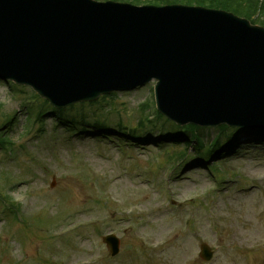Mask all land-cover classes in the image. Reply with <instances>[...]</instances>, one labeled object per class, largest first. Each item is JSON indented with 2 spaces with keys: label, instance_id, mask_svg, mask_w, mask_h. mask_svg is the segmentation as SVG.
I'll return each instance as SVG.
<instances>
[{
  "label": "rangeland",
  "instance_id": "374dc122",
  "mask_svg": "<svg viewBox=\"0 0 264 264\" xmlns=\"http://www.w3.org/2000/svg\"><path fill=\"white\" fill-rule=\"evenodd\" d=\"M151 91L152 86L119 92L116 102L107 101L115 104L112 107L87 106L89 120L96 118L92 112H103L116 124L120 112L125 125L135 126L142 117L139 104ZM22 100L0 81V124L5 114L18 115L7 130L17 145H6L0 153V264H12L10 247L19 252L14 264L17 260L21 264H69L92 256L100 264H113L100 238L114 232L121 240V252L130 255L132 251L135 264H205L200 257L203 242L218 248L213 264H264V149L244 143L228 154L220 164L219 170L226 171L221 185L211 178L217 177L215 171L196 163L179 168L181 174H174L172 180L166 174L172 207L165 209L159 198V190L164 189L162 173L173 163L168 155L181 146L164 155L151 139L139 144L143 148L132 146L120 153L116 135L110 137L113 142L74 136L55 122L52 113L42 125L44 131L35 126L28 135ZM215 135L216 130L203 132V137ZM155 155H162L163 169L158 168ZM17 175L28 182L10 194L24 205V211L1 186ZM110 195L122 206L113 203ZM133 203L138 206L137 217H123L122 209ZM190 205L194 206L193 219L187 215ZM2 210L10 215L4 217ZM59 228L60 236H55L52 230ZM145 237L150 244L152 239L165 240L167 246L152 247L143 257L137 256ZM123 260L121 264H133L129 257Z\"/></svg>",
  "mask_w": 264,
  "mask_h": 264
},
{
  "label": "water",
  "instance_id": "95a60500",
  "mask_svg": "<svg viewBox=\"0 0 264 264\" xmlns=\"http://www.w3.org/2000/svg\"><path fill=\"white\" fill-rule=\"evenodd\" d=\"M100 6L108 5L69 0L63 13L49 0H0V76L30 84L56 104L69 103L64 96L72 89L94 86L98 94L122 87L126 78L111 54L123 23L104 21L108 12ZM154 12L151 29L137 34L160 46L164 71L147 80L158 78L159 90L173 77L170 71L181 68L184 79L171 81L172 89L186 101L200 98L186 110L203 123L264 116V28L205 9ZM227 37L235 38L236 51Z\"/></svg>",
  "mask_w": 264,
  "mask_h": 264
},
{
  "label": "trees",
  "instance_id": "16d2710c",
  "mask_svg": "<svg viewBox=\"0 0 264 264\" xmlns=\"http://www.w3.org/2000/svg\"><path fill=\"white\" fill-rule=\"evenodd\" d=\"M182 2V3H188V4H193V3H207L211 7H220L222 5L225 8H232L233 10L236 11H243V12H249L251 10H255V5L253 3H250L248 0H161V2L157 3H170V2ZM250 3V4H249ZM247 4H249L247 6Z\"/></svg>",
  "mask_w": 264,
  "mask_h": 264
},
{
  "label": "bare ground",
  "instance_id": "6f19581e",
  "mask_svg": "<svg viewBox=\"0 0 264 264\" xmlns=\"http://www.w3.org/2000/svg\"><path fill=\"white\" fill-rule=\"evenodd\" d=\"M125 23H126V24H129V21L126 20ZM226 41H227L232 47H234L233 50H235L234 40H233V38L227 37ZM93 66H94V65H93Z\"/></svg>",
  "mask_w": 264,
  "mask_h": 264
}]
</instances>
